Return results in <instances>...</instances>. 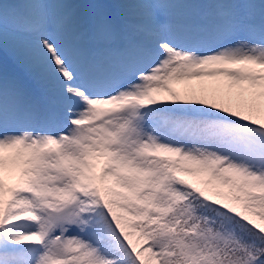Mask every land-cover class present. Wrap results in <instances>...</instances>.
I'll list each match as a JSON object with an SVG mask.
<instances>
[{
  "label": "snow or ice",
  "instance_id": "6c2138e0",
  "mask_svg": "<svg viewBox=\"0 0 264 264\" xmlns=\"http://www.w3.org/2000/svg\"><path fill=\"white\" fill-rule=\"evenodd\" d=\"M0 264H264V0H0Z\"/></svg>",
  "mask_w": 264,
  "mask_h": 264
},
{
  "label": "rangeland",
  "instance_id": "374dc122",
  "mask_svg": "<svg viewBox=\"0 0 264 264\" xmlns=\"http://www.w3.org/2000/svg\"><path fill=\"white\" fill-rule=\"evenodd\" d=\"M85 2H87V0H85ZM15 70L11 69L9 70V73L10 74H15V75H20V76H24L25 75V70H23L22 68H17V67H14ZM176 90L178 91H182L185 87H186V84L184 83H179V84H173L172 85ZM190 181H193L195 182V178L194 177H187Z\"/></svg>",
  "mask_w": 264,
  "mask_h": 264
},
{
  "label": "trees",
  "instance_id": "16d2710c",
  "mask_svg": "<svg viewBox=\"0 0 264 264\" xmlns=\"http://www.w3.org/2000/svg\"><path fill=\"white\" fill-rule=\"evenodd\" d=\"M7 67H8V71L11 70V69L15 70L14 67L23 68L22 66H20V65L16 64L15 62H13L11 59H9Z\"/></svg>",
  "mask_w": 264,
  "mask_h": 264
}]
</instances>
